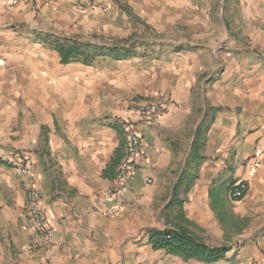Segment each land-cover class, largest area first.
<instances>
[{"label": "crops", "instance_id": "obj_1", "mask_svg": "<svg viewBox=\"0 0 264 264\" xmlns=\"http://www.w3.org/2000/svg\"><path fill=\"white\" fill-rule=\"evenodd\" d=\"M83 1L106 9L0 0V264H264V0ZM133 25L187 36L169 51L159 37L155 45L144 38L134 55L108 56L114 44L100 46L98 37L119 38ZM56 39L105 52L90 64L61 63ZM156 47L158 57H174L169 84L147 74L152 61L139 57ZM105 81L113 84L100 97ZM158 94L167 100L161 113L134 111ZM126 119L141 146L123 208L111 216L105 211L115 201L105 194ZM16 152L30 158V178L1 160ZM180 180L175 201L194 232L228 247L217 261L185 260L147 241L149 229L166 227V212L174 216L177 208L167 206ZM238 181L246 191L232 199ZM30 190L53 229L51 246L30 245L23 219Z\"/></svg>", "mask_w": 264, "mask_h": 264}, {"label": "built area", "instance_id": "obj_2", "mask_svg": "<svg viewBox=\"0 0 264 264\" xmlns=\"http://www.w3.org/2000/svg\"><path fill=\"white\" fill-rule=\"evenodd\" d=\"M17 1L7 0L10 4ZM46 1L52 2L54 0ZM75 7L86 12L93 9L102 11L106 9L101 3L90 1L88 4H84L83 0H75ZM166 101L164 94H158L149 101L139 103L134 111L141 116L158 114L165 109ZM122 139L123 154L115 168L111 185L105 194L107 198L115 201V204L105 211L107 215L111 216L117 215L122 210L124 204L123 196L128 191V181L137 165L136 156L140 151L141 145L135 123L132 120L126 119L122 122ZM260 151L264 155V147ZM1 160L15 165L22 175L30 178L32 162L24 152H16L13 156H1ZM245 191V182L238 181L231 185L230 196L232 199H239L243 197ZM23 209L24 227L30 237L31 247L37 249L51 246L54 236L53 229L49 224L45 209L40 205L36 194L32 190L26 192Z\"/></svg>", "mask_w": 264, "mask_h": 264}, {"label": "trees", "instance_id": "obj_3", "mask_svg": "<svg viewBox=\"0 0 264 264\" xmlns=\"http://www.w3.org/2000/svg\"><path fill=\"white\" fill-rule=\"evenodd\" d=\"M53 45L60 56L61 63L71 61L90 64L97 55H104V50L91 49L88 44L79 43L72 39L54 40ZM135 49L126 44H114L107 49V54L113 59L120 60L135 54ZM202 129L198 127L197 136L201 134ZM181 180L176 184L173 196L167 206V209L176 207L175 214L171 218L166 212L164 219L166 227L163 229L152 228L147 231V241L154 250H164L170 255L179 256L183 259H195L202 262H214L223 257L228 250L224 244L219 246L207 245L202 237L194 232L198 228L192 221L188 220L181 208V201H175V195L179 188ZM187 188V184L185 185ZM218 219L223 222V217L218 213Z\"/></svg>", "mask_w": 264, "mask_h": 264}, {"label": "rangeland", "instance_id": "obj_4", "mask_svg": "<svg viewBox=\"0 0 264 264\" xmlns=\"http://www.w3.org/2000/svg\"><path fill=\"white\" fill-rule=\"evenodd\" d=\"M133 28H135V31L129 33V34H123L121 35L119 38H114L111 36H99L98 37V44H100V46H109V45H113V44H121V45H128L131 46L132 49H135L134 52L136 51V49L141 47H137V45L142 44L143 43V39H147L148 43H152V44H160V40L161 43L164 44L165 46L163 47V49H165L164 51H169L168 47H170L171 45H173V42H175L177 40L178 37H186L187 33L185 30H179L178 32L175 30H170L167 29V32H161V33H156V32H148L147 30H141L140 27H137L136 25H133ZM38 33H40V31H38ZM118 36V35H116ZM157 38V39H154ZM158 37L160 38V40H158ZM176 37V38H175ZM74 38V37H73ZM91 38L89 36L87 37H83V41L88 42L90 41ZM89 43V42H88ZM141 46V45H140ZM161 47H156L153 48V52L146 56L145 51H140V55L139 57H148L147 60H151L152 63V69H148L147 68V74H155V72H159L160 74H162L163 78L165 79V83H168L172 80V76L174 75V70L175 69V65H172V63L174 62V57L171 58H165L163 56L158 57V50H160ZM156 53V54H155ZM168 53V52H167ZM173 61V62H172ZM164 63V64H163ZM150 64V63H149ZM98 65H102L100 62ZM154 68V69H153ZM120 69H122V67H120ZM127 70V69H126ZM126 74L130 75V72H126ZM105 77H108V75L114 76L112 75V73H104ZM119 74L115 75V79L118 80ZM132 76V75H130ZM162 78V79H163ZM112 82H107L105 81V83H103V89L101 88L100 85V97L102 96V93L105 91V87L112 85ZM107 91V90H106ZM130 108V107H128ZM0 209H1V205H0ZM198 232V231H196ZM141 239H137L136 242L140 241Z\"/></svg>", "mask_w": 264, "mask_h": 264}]
</instances>
